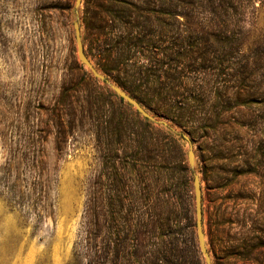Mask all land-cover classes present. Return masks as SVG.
I'll return each mask as SVG.
<instances>
[{
	"label": "trees",
	"instance_id": "trees-1",
	"mask_svg": "<svg viewBox=\"0 0 264 264\" xmlns=\"http://www.w3.org/2000/svg\"><path fill=\"white\" fill-rule=\"evenodd\" d=\"M256 3L264 6L84 0V40L103 80L181 135L109 101L96 127L107 193L86 198L72 264H204L182 140L197 146L213 264H264V87L255 84L260 70L264 77V35L251 41L246 13ZM41 155L24 154L20 164L12 157L2 168L6 201L36 220L49 214L55 183Z\"/></svg>",
	"mask_w": 264,
	"mask_h": 264
},
{
	"label": "rangeland",
	"instance_id": "rangeland-1",
	"mask_svg": "<svg viewBox=\"0 0 264 264\" xmlns=\"http://www.w3.org/2000/svg\"><path fill=\"white\" fill-rule=\"evenodd\" d=\"M75 1L0 0V264H72L86 198L107 193L102 159L106 147L98 143L96 127L105 125L109 101L123 108L127 102L107 97L115 94L113 85L103 80L89 55L84 0L79 7ZM252 6L246 10L251 41L264 35V6ZM74 25L79 27L84 54L101 78L78 60ZM262 73L256 74L255 84L262 82L264 87ZM131 111L137 112L134 107ZM148 115L151 122H162L164 131L181 135L171 123ZM181 143L186 159L189 151L193 154L189 167L203 190L197 146ZM31 152L45 157L55 182L49 214L39 220L26 209L10 207L4 194L10 184L2 174L6 161L15 157L20 164ZM203 232L207 250L204 226Z\"/></svg>",
	"mask_w": 264,
	"mask_h": 264
},
{
	"label": "water",
	"instance_id": "water-1",
	"mask_svg": "<svg viewBox=\"0 0 264 264\" xmlns=\"http://www.w3.org/2000/svg\"><path fill=\"white\" fill-rule=\"evenodd\" d=\"M80 1L81 0L75 1V7H79ZM74 39L76 44V53L78 60L90 70V72L93 74L94 77L101 78L98 75V73L95 71L90 61L87 59L86 55L84 54V49H83L78 25H74ZM113 91L118 97L122 98L128 104L133 106L143 118L150 119L148 113L134 99L126 95L124 92H122L119 88L115 86H113ZM187 162L190 167L193 166L194 160L191 151H189L187 154ZM192 187H193V195H194V217H195V228H196V237H197L198 246L203 256L204 264H212L210 261L209 254L205 249L203 217H202V189H201L200 181L197 176L193 177Z\"/></svg>",
	"mask_w": 264,
	"mask_h": 264
}]
</instances>
